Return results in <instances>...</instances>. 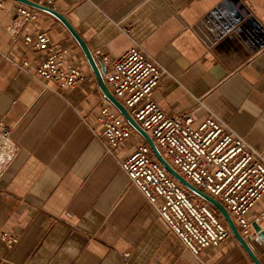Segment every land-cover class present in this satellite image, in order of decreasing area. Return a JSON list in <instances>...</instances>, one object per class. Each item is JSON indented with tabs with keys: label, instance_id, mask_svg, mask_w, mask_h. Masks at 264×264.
<instances>
[{
	"label": "crops",
	"instance_id": "0c3cea01",
	"mask_svg": "<svg viewBox=\"0 0 264 264\" xmlns=\"http://www.w3.org/2000/svg\"><path fill=\"white\" fill-rule=\"evenodd\" d=\"M21 6L38 18L13 43L6 27ZM39 31L81 70L73 88L31 79L45 53L21 40ZM133 44L164 71L152 99L167 115L198 124L212 114L264 149V0H4L0 123L16 153L0 170V236L16 242L0 237V264H264V240H246L231 217L236 235L192 255L120 169L153 143L114 107L102 75ZM102 99L132 131L113 156L96 137ZM246 217L264 233V195Z\"/></svg>",
	"mask_w": 264,
	"mask_h": 264
},
{
	"label": "built area",
	"instance_id": "2783aa9c",
	"mask_svg": "<svg viewBox=\"0 0 264 264\" xmlns=\"http://www.w3.org/2000/svg\"><path fill=\"white\" fill-rule=\"evenodd\" d=\"M0 0V10L2 3ZM35 10L21 6L6 27L17 43L18 27L37 20ZM21 44L45 53V59L30 73L33 80L55 84L60 91L73 88L83 79L81 70L68 60V51L50 44L47 33L39 31L23 36ZM24 61L19 68H27ZM164 71L139 45L133 44L108 66L104 79L113 96L131 119L150 136L169 165L189 184L219 202L241 229L246 240L253 236L246 215L264 195V149L257 150L230 126L210 114L198 124L190 113L169 116L152 99ZM47 88V86H45ZM95 124L96 137L113 152L131 137V128L111 104L102 99ZM12 128L0 123V170L13 160L16 147ZM130 183L155 209L159 220L194 256L228 241L231 232L219 214L179 185L155 159L147 144L119 162ZM8 246L16 242L3 233Z\"/></svg>",
	"mask_w": 264,
	"mask_h": 264
},
{
	"label": "water",
	"instance_id": "95a60500",
	"mask_svg": "<svg viewBox=\"0 0 264 264\" xmlns=\"http://www.w3.org/2000/svg\"><path fill=\"white\" fill-rule=\"evenodd\" d=\"M106 70L102 66V75H104ZM110 101L113 103L114 107L119 110L123 116L127 119V121L131 124H134L133 121L130 119V117L127 115L126 111L123 109V107L114 99H110ZM149 145L151 147L152 153L155 157V159L161 164V166L166 170V172L183 188H185L190 194H192L194 197L198 198L199 200L209 204L218 214L226 225L228 226L231 233L234 235L237 234L236 228L230 218V215L227 213V211L223 208V206L211 198L210 196L206 195L199 189L195 188L191 184H189L187 181H185L168 163L167 161L162 157L160 152L157 150L155 145L149 140ZM252 231L256 234L257 238L259 240H264V233L261 230V228L257 225L256 222L251 223Z\"/></svg>",
	"mask_w": 264,
	"mask_h": 264
}]
</instances>
